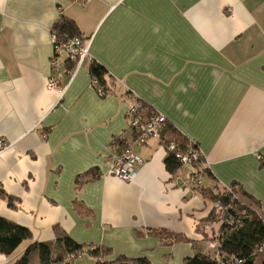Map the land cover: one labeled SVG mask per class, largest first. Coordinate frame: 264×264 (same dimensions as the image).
<instances>
[{
    "label": "crops",
    "instance_id": "0c3cea01",
    "mask_svg": "<svg viewBox=\"0 0 264 264\" xmlns=\"http://www.w3.org/2000/svg\"><path fill=\"white\" fill-rule=\"evenodd\" d=\"M62 15L88 45L91 59L78 70L67 60L51 69ZM92 61L105 68L101 96ZM50 76L62 93L47 87ZM138 100L195 141L207 184L235 183L264 215V0H0V137L9 144L0 155V216L32 233L0 253V264H13L34 241L61 252L56 228L110 248L109 259L183 264L194 244H165L148 229L199 239L211 205L184 169L170 176L161 139L133 145L143 159L133 182L106 173L113 138L132 143L128 107ZM86 172L98 177L76 185ZM94 262L83 253L53 264Z\"/></svg>",
    "mask_w": 264,
    "mask_h": 264
},
{
    "label": "trees",
    "instance_id": "16d2710c",
    "mask_svg": "<svg viewBox=\"0 0 264 264\" xmlns=\"http://www.w3.org/2000/svg\"><path fill=\"white\" fill-rule=\"evenodd\" d=\"M53 32L60 39L81 35L74 20L65 15L55 22ZM67 64L70 68H74L72 61H67ZM89 70L92 76H96L99 85L106 93L105 68L92 61ZM155 113L156 111H153L143 101L141 102L139 114L142 123H146L149 117ZM161 139L164 147H166V143L173 141L177 150L184 151L191 144V146L197 145L195 141L192 142L167 122L161 133ZM110 145V147H114L112 149V153H114L124 149L128 144L122 137L116 136ZM165 149L167 151L164 158L165 167L170 176L175 178L181 170L183 171L184 167L173 151H168L167 147ZM209 175H211L210 170L202 166L200 171L189 179L192 189L211 205L207 216L202 218L196 226V231L200 235V238L196 239L197 241L190 240L184 234L163 228L148 229V232L156 235L165 244L192 242L194 244L193 251L184 258L183 264H264V215L259 209L258 202L235 183L227 187L205 184L204 178ZM97 177L96 173L86 172L78 175L75 182L76 185H80L83 182L93 181ZM77 206L81 208L80 203ZM206 224L212 225L211 230H206ZM214 225L217 227L215 228ZM55 232V244L62 247L61 252H54L53 243L34 241L13 264H32L34 254L37 255L38 264L70 262L83 253L93 256L94 264H153L145 256L129 258L119 255L114 259H109L110 248L104 245L80 243L59 228H56ZM31 237L32 233L28 227L0 216V253L11 254L22 241ZM200 240H215L216 245L203 249L202 245L197 244L201 242Z\"/></svg>",
    "mask_w": 264,
    "mask_h": 264
},
{
    "label": "built area",
    "instance_id": "2783aa9c",
    "mask_svg": "<svg viewBox=\"0 0 264 264\" xmlns=\"http://www.w3.org/2000/svg\"><path fill=\"white\" fill-rule=\"evenodd\" d=\"M89 1V0H85ZM91 59L88 51L87 42L81 35H75L68 38H58L53 33V54L50 60L52 71L59 70V64L63 60L72 61L74 68L78 70L82 63ZM91 84L98 95H104L105 90L99 85L96 76H92ZM47 87L50 89H57L60 93L64 91L59 86L58 79L50 76L47 80ZM142 101H136L128 107V113L131 116L130 128L134 132L132 143L119 152L111 153L108 156L107 175L116 177L122 182H133L137 176L135 166L143 162L142 157L134 150L133 145H142L151 137H158L161 139V133L166 124V117L156 112L150 116L146 123L141 122L139 108ZM162 140V139H161ZM194 140H192L193 142ZM192 145V144H191ZM186 150H177L176 144L173 141L166 143L168 151H173L177 158L180 159L187 178L191 179L193 174H196L202 166H207L204 156L202 155L198 145L191 146ZM9 147L6 140L0 137V155ZM165 147V148H166ZM201 160V162H199ZM201 176L199 175V179ZM209 247L216 245L215 240L208 241Z\"/></svg>",
    "mask_w": 264,
    "mask_h": 264
},
{
    "label": "rangeland",
    "instance_id": "374dc122",
    "mask_svg": "<svg viewBox=\"0 0 264 264\" xmlns=\"http://www.w3.org/2000/svg\"><path fill=\"white\" fill-rule=\"evenodd\" d=\"M204 183L207 184L208 183V180L204 178Z\"/></svg>",
    "mask_w": 264,
    "mask_h": 264
}]
</instances>
